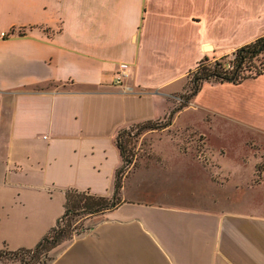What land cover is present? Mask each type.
I'll list each match as a JSON object with an SVG mask.
<instances>
[{
  "label": "crops",
  "instance_id": "crops-1",
  "mask_svg": "<svg viewBox=\"0 0 264 264\" xmlns=\"http://www.w3.org/2000/svg\"><path fill=\"white\" fill-rule=\"evenodd\" d=\"M262 35L264 0H0V252L34 249L76 193L118 200L47 264H264V166L226 195L114 186L117 134L170 116L200 61ZM263 77L204 82L193 103L264 142Z\"/></svg>",
  "mask_w": 264,
  "mask_h": 264
},
{
  "label": "rangeland",
  "instance_id": "rangeland-1",
  "mask_svg": "<svg viewBox=\"0 0 264 264\" xmlns=\"http://www.w3.org/2000/svg\"><path fill=\"white\" fill-rule=\"evenodd\" d=\"M234 50L219 52L212 58L206 57L207 61L197 71L200 72L204 66L212 70L218 63L226 67ZM253 65L257 69L261 66L264 68V51L254 60ZM192 74L185 78V90L178 95L176 106H179L181 98L188 96L192 88ZM255 85L264 86V77ZM208 90L210 89H205V94L203 92V102L206 103H210L212 93ZM242 92L244 90L236 94L240 95ZM225 94L227 95L221 90L214 92L219 97ZM180 104H183L182 109L185 110L175 119L174 114H171L160 121L133 125L119 132V143L128 158L127 162L122 163L119 175L127 178L126 184L133 181L141 188L136 197L142 200H161L164 195L169 198L186 192V196L191 198L199 191L203 197L226 195L231 190L233 192L234 189L228 188L232 185L241 192L244 185L249 183L247 179L251 175L250 183L256 184L260 177L259 170L264 166L262 138H242V126H235L233 122L216 117L211 110L193 103V98ZM227 168L235 172H227ZM69 199V213L56 228L64 232V236L58 240L60 244L69 242L86 225L87 215L81 213V204L87 199V195L73 193L69 194ZM110 199L106 198L108 201ZM52 236L53 234L49 238ZM56 249L46 244L35 259H30V254L25 255L24 259L29 260L28 264H39L38 261L44 255L52 257ZM0 261V264L25 262L23 260L21 263L20 257L13 259L8 255L0 257Z\"/></svg>",
  "mask_w": 264,
  "mask_h": 264
},
{
  "label": "trees",
  "instance_id": "trees-1",
  "mask_svg": "<svg viewBox=\"0 0 264 264\" xmlns=\"http://www.w3.org/2000/svg\"><path fill=\"white\" fill-rule=\"evenodd\" d=\"M263 51H264V35L257 37L252 42L235 49L234 52L232 53V58L229 61H227L226 67L218 63L217 67L213 68L212 70H209V68H204L206 67L204 66L202 67V70L198 72L197 70L199 69L201 65H203L202 63L207 61L206 59H203L194 68L195 70H193L190 73L192 74L195 71L192 74V77L190 80L192 88L189 90V94L187 97L181 98L180 103H183V102L186 103L190 98H192L195 95V93L198 91L200 85L204 82H208V83L230 82L233 84H237L245 79L255 78L263 74V71H264L263 66L257 69L253 65L254 60ZM182 99H184V101ZM180 103H179L178 108L173 110L170 114H172L178 109L183 108V104H180ZM144 123H149V122H144ZM118 136H119V133L117 134L116 140H115L116 147L118 148L119 154L122 158V163H124L128 161V158H126V156L124 155L125 149L119 143ZM119 172H120V169L117 170L116 175H115V182H114L115 190H118L120 186L121 175H119L120 174ZM69 194L66 195V208H65L64 215L60 218L58 222H56L55 227L52 228V230H50L48 235L45 236L34 249H31V250L20 249V250H16L12 252L11 251H1L0 257H2L3 255H6V256L8 255L9 257H12L13 259L20 257L21 263L24 260L25 261L24 264H28L29 260H25L24 256L30 254L31 255L30 259L31 258L35 259L38 253L40 252V250L43 249L46 244H49L52 249L65 245L68 241L62 244H60L61 242H58V240L64 236L63 230H56V228L58 226V223L64 217H66L69 213V210H68V206L70 203ZM116 204H117V199L115 197H112V199L108 201L104 197L87 196V199H85L84 202L81 204L82 205L81 213H84L85 215L99 213L104 210L110 209ZM51 234H53V236L49 238ZM50 258L51 257H46V255H44V257L38 262L39 264H47Z\"/></svg>",
  "mask_w": 264,
  "mask_h": 264
},
{
  "label": "built area",
  "instance_id": "built-area-1",
  "mask_svg": "<svg viewBox=\"0 0 264 264\" xmlns=\"http://www.w3.org/2000/svg\"><path fill=\"white\" fill-rule=\"evenodd\" d=\"M123 77H125V75H123V74L116 76L113 80V83L122 88V81L121 80ZM121 90H122V92H130V89L128 87H124Z\"/></svg>",
  "mask_w": 264,
  "mask_h": 264
}]
</instances>
